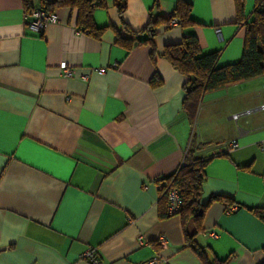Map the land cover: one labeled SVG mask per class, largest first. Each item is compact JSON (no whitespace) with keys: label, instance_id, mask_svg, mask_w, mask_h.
<instances>
[{"label":"crops","instance_id":"crops-1","mask_svg":"<svg viewBox=\"0 0 264 264\" xmlns=\"http://www.w3.org/2000/svg\"><path fill=\"white\" fill-rule=\"evenodd\" d=\"M187 1L194 25L160 27L156 50L193 35L201 54L220 52L217 67L236 63L244 31L234 1ZM175 3L127 0L122 19L139 31ZM244 6L247 16L252 1ZM54 13L38 34L20 0H0V264H90L89 249L98 264H201L184 248L180 216L159 217L157 182L189 148L210 160L199 203L230 202L209 204L199 230L189 218L186 234L224 264L262 263L264 222L248 209H264V76L203 95L190 121L184 77L160 57L153 64L146 45L127 52L115 43L113 30L126 34L111 0L93 11L97 28L111 27L98 40L76 27L75 11ZM154 73L162 84L153 89ZM232 140L238 147L227 152Z\"/></svg>","mask_w":264,"mask_h":264},{"label":"trees","instance_id":"trees-1","mask_svg":"<svg viewBox=\"0 0 264 264\" xmlns=\"http://www.w3.org/2000/svg\"><path fill=\"white\" fill-rule=\"evenodd\" d=\"M111 1L118 14L121 29L126 34L122 36L119 31L113 30L115 43L127 52L140 45H146L150 48L149 56L153 64L155 57H160L184 77L182 109L190 121H193L203 95L264 76V0H252L253 7L247 16L244 13L245 0H233L236 23L244 31L242 53L236 63L222 67H217L220 52L201 54L199 43L193 35L183 36L179 43L165 45L161 52L156 50L153 39L160 27L169 28L168 24L172 18L179 21L178 27L181 29L194 25L190 19L191 3L187 0H176L172 12L166 17L149 15L146 25L139 31H132L123 22L122 16L126 10L127 0ZM20 2L24 12L36 6L48 12H54L58 8L75 11L76 27L96 40L106 29L111 28L110 26L97 28L93 22V11L105 7L106 0H20ZM161 84L159 75L154 73L149 81L150 87L154 89ZM209 161V159H195L192 149L189 148L183 165L173 175L157 182L160 184L159 217L161 219L169 217L166 212V194L170 189L176 190L180 200V210L176 215L181 218L184 248L195 254L201 264H224L213 256L209 257L206 249L197 246L193 236L185 232V224L189 218L193 220L197 230L200 229L202 213L209 204L216 201L230 202L225 197L212 196L206 205L199 203L204 182V168ZM199 211H201L200 215H198ZM248 211L264 222V209H248ZM260 264H264V261Z\"/></svg>","mask_w":264,"mask_h":264},{"label":"built area","instance_id":"built-area-1","mask_svg":"<svg viewBox=\"0 0 264 264\" xmlns=\"http://www.w3.org/2000/svg\"><path fill=\"white\" fill-rule=\"evenodd\" d=\"M24 20H25V25L27 29L33 31L34 33L41 34L46 26L49 24L56 23L57 17L54 12H48L44 9H42L39 6H36L35 8L29 10L28 12H24ZM179 26V21L176 18H172L168 24L169 28L173 27H178ZM216 35H219V30H215ZM61 75L63 77H73L74 73L71 69L68 67L62 66L61 68ZM88 73H78L77 77L83 81H86L88 79ZM259 109L264 110V104L259 107ZM252 111L248 110L245 111L244 113H239V114H234L232 115L233 120H237L238 117L241 115H248ZM238 147L236 141L232 140L227 143H225V149L227 152L234 150ZM263 184H264V178H263ZM166 199H167V207H166V212L168 216H173L176 215L179 210H180V200H179V195L178 192L174 189H170L167 191L166 194ZM235 210L230 209V211ZM157 244L160 247H165L166 241L164 237H160L157 240ZM82 258L87 260L90 264H98L99 260L97 257V250L96 249H89L86 251L83 255ZM146 264H158V261L156 258H153L152 260L148 261Z\"/></svg>","mask_w":264,"mask_h":264},{"label":"rangeland","instance_id":"rangeland-1","mask_svg":"<svg viewBox=\"0 0 264 264\" xmlns=\"http://www.w3.org/2000/svg\"><path fill=\"white\" fill-rule=\"evenodd\" d=\"M251 1H252V0H251ZM252 7H253V1H252ZM252 7H251V10H252ZM244 9H245V6H244ZM251 10H250V12H251ZM250 12H249V13H250ZM249 13H248V14H249Z\"/></svg>","mask_w":264,"mask_h":264},{"label":"water","instance_id":"water-1","mask_svg":"<svg viewBox=\"0 0 264 264\" xmlns=\"http://www.w3.org/2000/svg\"><path fill=\"white\" fill-rule=\"evenodd\" d=\"M200 214H201V211H199L198 215H200Z\"/></svg>","mask_w":264,"mask_h":264}]
</instances>
